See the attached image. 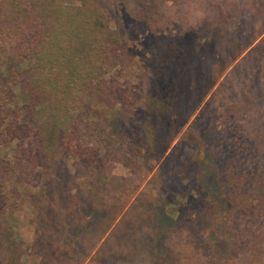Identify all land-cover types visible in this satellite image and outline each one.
I'll return each instance as SVG.
<instances>
[{
    "label": "trees",
    "instance_id": "1",
    "mask_svg": "<svg viewBox=\"0 0 264 264\" xmlns=\"http://www.w3.org/2000/svg\"><path fill=\"white\" fill-rule=\"evenodd\" d=\"M158 1L142 0L132 11L151 50L140 71L144 101L136 105L121 82L127 65L118 36L125 33L121 15L115 32L101 0H0V146L16 142L18 176L39 169L44 177L34 246L38 264H76L78 236L92 231L95 244L102 240L138 190L127 188L128 178L106 174L107 164L136 172L146 153L157 148L164 154L185 125L184 109L247 50L258 37L256 26L264 31V1L254 7L255 17L231 8L212 22L218 35L207 29L200 50L188 51L182 39L189 37L173 41L161 32L171 22H159L164 14ZM14 89L24 103L10 107ZM254 100L247 107L258 106ZM234 109L232 103L218 105L223 130L193 132L188 155L200 151L201 157L196 154L179 171L173 167L175 177L181 174L175 181L162 174L154 198L140 196L138 225L120 234L116 251L94 254L95 264L124 259L126 238L136 253L152 255L148 264H163L179 241L207 264H264V123L254 142L260 158L248 164L232 143ZM65 157L90 179L65 168ZM11 168L0 157V264H20L2 223L15 205L4 183Z\"/></svg>",
    "mask_w": 264,
    "mask_h": 264
},
{
    "label": "rangeland",
    "instance_id": "2",
    "mask_svg": "<svg viewBox=\"0 0 264 264\" xmlns=\"http://www.w3.org/2000/svg\"><path fill=\"white\" fill-rule=\"evenodd\" d=\"M263 1L159 0L156 4L161 10L160 12L164 14L163 19L159 22L163 23V21H166L165 19H169L171 22L169 26H161V32L165 36H170L173 41H178L180 35H186L189 39H182L184 49L197 52L203 44L202 37L207 29L218 35L219 30L215 25H212V22H218L221 18L220 16L226 10L243 8L246 10L247 16L255 17L254 7H257ZM141 2L142 0H101L100 4L106 12L107 21L112 31L116 32L118 30L115 23L119 20V15H121L123 20L124 27L121 30H125V33L121 34V31L118 36L121 37L127 50V65L124 68L121 82L130 88L131 98L136 105L144 101L143 85L140 78L141 66L146 65L148 60L151 59V50H149L148 46L149 37L143 33V29L136 28L138 23L135 16L136 12L132 13V11H136ZM155 14L159 15L158 13ZM152 25L153 27L154 25L157 26L154 23ZM153 27L151 26L150 29L153 30ZM261 30L260 25L256 26L253 34L255 36L258 35V37L251 42L247 50H244L228 66L221 77L215 81L210 79L209 85L199 91L195 102H192L184 109L186 115L184 114V121H182L185 125L164 154L159 152L157 148L150 153H146L145 158L139 161L141 168L136 172H130L120 164H107L105 168L106 174L128 178L127 188L131 189L137 186L138 190L131 194L134 196L131 197L129 204L98 244H95L97 236L92 231L86 232L83 239L79 240L80 236L77 237L79 245L77 252L73 256L76 264H95L94 254H101L102 251H105L106 254L116 251L120 234L126 233L128 235L138 225V217L142 213L140 200H138L140 196L144 194L148 196L147 198H154L156 190L160 189L159 185L163 181L162 174L167 181H175L181 174L177 173L175 177V173L172 172L173 167L175 171H179L190 160L194 159L196 154L201 157L202 152L200 151L188 155V150L191 147L189 142L191 143L194 137L193 132L199 128L215 127L217 130H223L226 123L218 121V111L216 112L218 105L224 103L235 105L234 119L231 121L234 130L232 143L240 150V154L244 156L248 164L259 160L260 155L254 150V142L256 141V134L264 123V31ZM207 89L208 91L206 92ZM14 93V103L10 107L20 106L24 103L17 89H14ZM250 97L253 100L256 97L259 105L247 107ZM195 105L197 106L194 109ZM43 110H38V118L42 116ZM190 111H192V114L189 117ZM64 130L67 131L68 128L64 127ZM187 131L189 132L184 140L183 137ZM181 140H184L183 143ZM15 144L16 142L14 141L13 143L0 146V157L12 165L4 183L5 187L14 193L15 201V205L7 210L2 223L12 235V242L16 245L15 257L18 258L20 264H38L40 257L35 253L34 246L38 244L37 229L40 221V195L44 189V177L41 176L39 169L30 176H18L13 165ZM62 163L72 174L79 171L76 174L82 179H90L87 171L78 170L72 160L65 157L62 159ZM64 167L59 166L60 169ZM157 177L159 182L154 179ZM143 178L144 181H140ZM168 212L171 211L168 210ZM138 236L140 237V234ZM125 241L126 246L123 245L122 247H126V250L123 254H120L124 259H115L113 261V257L112 261L108 259L102 261L103 264H148L152 260V255L147 252L136 253L138 249H136V245L130 239L126 238ZM193 256V254L190 255L186 252V249L183 248L182 243L179 241L175 245L172 255L167 256V258L161 256V261L164 262L163 264H207L200 258L197 260ZM11 258H13V254ZM105 258H108V256ZM239 264L249 263L240 262Z\"/></svg>",
    "mask_w": 264,
    "mask_h": 264
}]
</instances>
